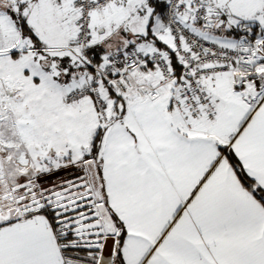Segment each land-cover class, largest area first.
I'll list each match as a JSON object with an SVG mask.
<instances>
[{
  "label": "snow or ice",
  "instance_id": "obj_1",
  "mask_svg": "<svg viewBox=\"0 0 264 264\" xmlns=\"http://www.w3.org/2000/svg\"><path fill=\"white\" fill-rule=\"evenodd\" d=\"M0 264H264V0H0Z\"/></svg>",
  "mask_w": 264,
  "mask_h": 264
}]
</instances>
